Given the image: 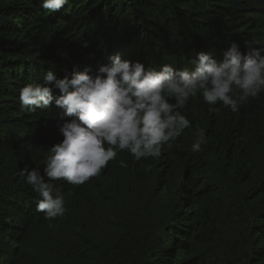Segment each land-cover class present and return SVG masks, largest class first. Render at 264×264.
<instances>
[{"label": "trees", "instance_id": "16d2710c", "mask_svg": "<svg viewBox=\"0 0 264 264\" xmlns=\"http://www.w3.org/2000/svg\"><path fill=\"white\" fill-rule=\"evenodd\" d=\"M40 4L0 0V186L11 161L8 179H17L0 198V212L17 219V229L0 220V264H264V93L236 113L190 99L182 111L205 131L202 152L186 130L159 159L125 152L127 168L110 162L78 187L55 182L68 211L51 228L29 209L19 171L43 170L62 139L58 113L15 100L50 69L62 78L109 54L183 68L200 51L222 59L233 41L264 48V0H70L55 13Z\"/></svg>", "mask_w": 264, "mask_h": 264}, {"label": "clouds", "instance_id": "9594fccd", "mask_svg": "<svg viewBox=\"0 0 264 264\" xmlns=\"http://www.w3.org/2000/svg\"><path fill=\"white\" fill-rule=\"evenodd\" d=\"M69 2L41 0L40 7L55 13ZM19 88L15 100L19 96L22 110L36 113L55 106L58 113L55 126L62 139L48 148L43 170L25 164L19 171L32 189L29 209L43 213L51 228L68 211L65 194L55 182L78 187L98 177L110 162L127 168V162L118 159L125 152L134 162L159 159L186 130L194 136L192 152H202L207 143L205 131L193 130L182 110L198 96L209 111H217L219 104L233 113L250 99L259 98L264 93V48L245 41L242 50L233 41L223 50L222 59L200 51L183 68L145 66L114 53L97 62L95 68L74 67L62 78L50 69L43 74L42 83L26 81ZM12 166L14 161L4 166L2 199H8L17 188V179H8ZM8 211L0 212V220L17 229L13 226L17 219Z\"/></svg>", "mask_w": 264, "mask_h": 264}, {"label": "rangeland", "instance_id": "374dc122", "mask_svg": "<svg viewBox=\"0 0 264 264\" xmlns=\"http://www.w3.org/2000/svg\"><path fill=\"white\" fill-rule=\"evenodd\" d=\"M54 94H55V95H58V92H54ZM196 98L200 99L201 97L198 96V97H195V99H196ZM151 179H154V178L151 177ZM161 202L164 203L163 200H161ZM253 208L255 209V208H258V207H253ZM150 218H151L153 224H155V223L158 221V218H156V217H150ZM3 237H4L3 235L0 236V242L2 241Z\"/></svg>", "mask_w": 264, "mask_h": 264}]
</instances>
